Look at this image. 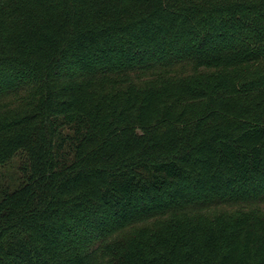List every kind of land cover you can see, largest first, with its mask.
Instances as JSON below:
<instances>
[{
	"label": "trees",
	"instance_id": "obj_1",
	"mask_svg": "<svg viewBox=\"0 0 264 264\" xmlns=\"http://www.w3.org/2000/svg\"><path fill=\"white\" fill-rule=\"evenodd\" d=\"M0 264H264V0H0Z\"/></svg>",
	"mask_w": 264,
	"mask_h": 264
},
{
	"label": "rangeland",
	"instance_id": "obj_2",
	"mask_svg": "<svg viewBox=\"0 0 264 264\" xmlns=\"http://www.w3.org/2000/svg\"><path fill=\"white\" fill-rule=\"evenodd\" d=\"M10 170V169H9ZM211 212L213 211V210H210ZM210 211H208V212H210Z\"/></svg>",
	"mask_w": 264,
	"mask_h": 264
}]
</instances>
